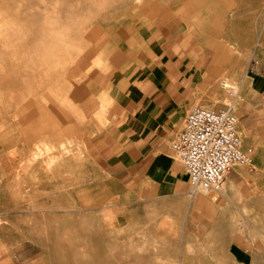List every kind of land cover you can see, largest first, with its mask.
I'll return each mask as SVG.
<instances>
[{"label": "crops", "instance_id": "0c3cea01", "mask_svg": "<svg viewBox=\"0 0 264 264\" xmlns=\"http://www.w3.org/2000/svg\"><path fill=\"white\" fill-rule=\"evenodd\" d=\"M134 22L132 41L101 69L76 74L60 96L15 107V143L0 134V209L15 208V237L0 233V264H45L44 257L56 256L55 238L38 236V224H89L91 217L92 224L112 225L117 211L153 204L163 216V203L172 211L167 215L181 218L195 219L204 209L230 264H264V106L252 103L264 98V72L250 76L241 107L242 147L253 157L251 144L259 149L255 164L233 165L215 198L192 195L171 143L221 64L196 37L194 48L176 46L175 19L161 6L149 5ZM248 191L253 232L245 235L232 226L245 222Z\"/></svg>", "mask_w": 264, "mask_h": 264}, {"label": "rangeland", "instance_id": "374dc122", "mask_svg": "<svg viewBox=\"0 0 264 264\" xmlns=\"http://www.w3.org/2000/svg\"><path fill=\"white\" fill-rule=\"evenodd\" d=\"M151 4L161 6L170 18L173 14L176 46L194 48L196 37V44L221 64L222 72L213 68L216 76L195 105L224 108L233 103L228 86L239 88L233 110L244 145L241 107L249 99L250 76L264 72V0H0V134L15 143V107L20 102L60 96L76 74L98 71L113 54L118 56L132 41L137 16ZM252 103L261 108L264 98ZM251 146L255 157L259 149ZM204 194L216 197L214 190ZM242 201L245 222L232 227L247 235L253 232V192H245ZM10 203L15 205V199ZM154 205L124 215L117 211L112 225L92 224L96 219L89 217V224L68 219V224L34 226L38 236L55 238L48 243H54L56 256L44 257L45 264H230L223 255L225 240L204 223L210 219L204 209L193 219L167 215L172 212L167 203L161 216ZM0 233L15 237V208L0 209Z\"/></svg>", "mask_w": 264, "mask_h": 264}, {"label": "built area", "instance_id": "2783aa9c", "mask_svg": "<svg viewBox=\"0 0 264 264\" xmlns=\"http://www.w3.org/2000/svg\"><path fill=\"white\" fill-rule=\"evenodd\" d=\"M227 94L234 103L239 98V88L228 86ZM233 103L221 109L191 106L183 128L171 143L192 195L220 188L233 165H253V149L243 148L237 133L238 117Z\"/></svg>", "mask_w": 264, "mask_h": 264}, {"label": "bare ground", "instance_id": "6f19581e", "mask_svg": "<svg viewBox=\"0 0 264 264\" xmlns=\"http://www.w3.org/2000/svg\"><path fill=\"white\" fill-rule=\"evenodd\" d=\"M99 19V18H98ZM89 36V35H88ZM219 53H220V50H219ZM219 53H218V55H219ZM214 58H215V56H214ZM63 69V68H62ZM65 78V77H64ZM66 81V80H65ZM80 114V113H79ZM76 117V116H75ZM78 117V116H77ZM80 120V119H79ZM37 145V144H36ZM55 149V148H54ZM10 154V153H9ZM11 154H13V153H11ZM36 156V155H35ZM46 157V156H45ZM13 158H14V155H13ZM23 161V160H22ZM21 163V162H20ZM21 166V165H20ZM16 168V167H15ZM17 169V168H16ZM17 171V170H16ZM18 171H19V168H18ZM22 173V172H21ZM58 173V172H57ZM16 175V174H15Z\"/></svg>", "mask_w": 264, "mask_h": 264}]
</instances>
